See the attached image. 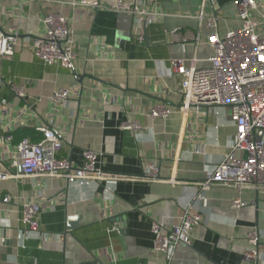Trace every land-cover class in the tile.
Segmentation results:
<instances>
[{
	"label": "crops",
	"instance_id": "obj_1",
	"mask_svg": "<svg viewBox=\"0 0 264 264\" xmlns=\"http://www.w3.org/2000/svg\"><path fill=\"white\" fill-rule=\"evenodd\" d=\"M72 1L0 0V27L19 36L13 54L0 56V132L14 136L10 144L0 143V171L13 168L23 138L38 141V127L50 125L63 142L59 157L79 167L91 149L104 172L121 177L0 180V264H248V235L253 228L264 231V193L257 190L208 191L196 201L204 220L192 230V244L179 245L172 257L153 251L152 231L154 221L174 225L192 196L189 187L224 158L236 133L225 109L184 114L180 77L170 70L173 58L208 65L213 50L207 36L242 25L235 0H146V7L158 6L165 15L146 26L143 43L133 15L111 8L116 0H99V6ZM258 1L264 9V0ZM50 13L70 18L73 68L48 64L31 47ZM14 84L25 87L26 97L14 93ZM62 88L71 89V97L54 103L51 95ZM157 104L173 112L153 118ZM127 120L142 129H123ZM149 164L157 165L160 179L142 178ZM237 197L249 204L234 207ZM30 199L41 204L47 238L25 236L23 202ZM73 215L81 218L70 229ZM260 243L263 248L264 237Z\"/></svg>",
	"mask_w": 264,
	"mask_h": 264
},
{
	"label": "built area",
	"instance_id": "obj_2",
	"mask_svg": "<svg viewBox=\"0 0 264 264\" xmlns=\"http://www.w3.org/2000/svg\"><path fill=\"white\" fill-rule=\"evenodd\" d=\"M238 17L242 25L231 29L225 34L214 31L206 38L213 52L206 58L209 63L199 66V59L189 62L185 58L171 59V72L180 77L179 95L181 111L189 114L202 110L218 113L225 109L230 123L236 133L229 143V151L224 158L207 166L203 179L192 184L190 200L186 202L183 211L177 217L172 227L154 221L153 251L157 254L172 257L176 248L192 244V230L200 225L204 216L197 208L196 201H203L206 193L214 187H231L239 191L253 189L264 193V9L260 8L258 0H235ZM72 5L99 6V0L72 1ZM116 11H125L133 15L137 40L145 42L146 26L163 17L165 14L155 6L146 7V0H116L111 7ZM203 12L199 18H203ZM43 34L31 41L34 53L48 64L60 63L67 68H73L76 57L73 31L70 18L59 13H50L42 17ZM209 26H215L212 20ZM174 31V39H179ZM200 39V36L197 37ZM187 40V37L182 38ZM19 43L15 32H6L0 27V56L11 55ZM14 93L21 98L27 93L24 86L12 85ZM72 95L71 89L62 88L51 95L54 103L66 102ZM172 109L165 104H157L150 111L153 118H167ZM123 129L140 131L138 121L127 120L122 123ZM42 138L32 141L23 138L16 146L19 157L10 170L0 171V180L20 177L49 176L66 179L69 183L88 179L104 180L118 178L104 172L98 166V153L91 149L84 151L85 162L75 167L68 158L59 157L63 142L58 133L50 125L38 127ZM262 132L263 135L259 136ZM13 134L0 132V143L10 144ZM145 180L160 179L156 164H149ZM9 200V196L4 198ZM249 202L237 197L232 205L241 208ZM41 204L34 199L23 202V222L26 224V237L37 235L47 238L41 231L39 217ZM264 231L253 228L248 235L252 245L245 254L248 264H262L264 247L260 240Z\"/></svg>",
	"mask_w": 264,
	"mask_h": 264
},
{
	"label": "water",
	"instance_id": "obj_3",
	"mask_svg": "<svg viewBox=\"0 0 264 264\" xmlns=\"http://www.w3.org/2000/svg\"><path fill=\"white\" fill-rule=\"evenodd\" d=\"M4 83H2V79L0 77V87L3 85ZM80 215H73L69 217V225L68 228H74L75 226L78 225V220L80 219Z\"/></svg>",
	"mask_w": 264,
	"mask_h": 264
},
{
	"label": "rangeland",
	"instance_id": "obj_4",
	"mask_svg": "<svg viewBox=\"0 0 264 264\" xmlns=\"http://www.w3.org/2000/svg\"><path fill=\"white\" fill-rule=\"evenodd\" d=\"M259 136H262V132L259 133Z\"/></svg>",
	"mask_w": 264,
	"mask_h": 264
}]
</instances>
